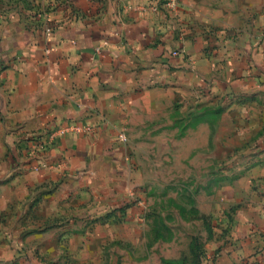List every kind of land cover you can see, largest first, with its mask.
Instances as JSON below:
<instances>
[{
  "label": "crops",
  "instance_id": "crops-1",
  "mask_svg": "<svg viewBox=\"0 0 264 264\" xmlns=\"http://www.w3.org/2000/svg\"><path fill=\"white\" fill-rule=\"evenodd\" d=\"M218 100L215 126L235 139L224 144L256 143L234 186L256 199L236 209L215 264H264V0H0V206L50 195L65 178L123 175L135 132L141 147L160 146L180 109L209 114ZM211 129L207 119L188 127V151ZM46 161L62 165L32 168ZM118 227L98 223L92 239L115 241ZM77 229L59 221L43 237L83 259L90 242Z\"/></svg>",
  "mask_w": 264,
  "mask_h": 264
},
{
  "label": "rangeland",
  "instance_id": "rangeland-1",
  "mask_svg": "<svg viewBox=\"0 0 264 264\" xmlns=\"http://www.w3.org/2000/svg\"><path fill=\"white\" fill-rule=\"evenodd\" d=\"M219 108L223 106L218 100L209 114L180 109L179 131H165L160 146L141 147L140 132H135L131 159L116 168L123 175L112 177L107 168V178H65L48 184L50 195L41 194L22 206H0V264H166L173 259L198 264L195 244L209 264H215L219 247L233 242L237 232L236 209L254 205L256 199L242 185L241 193L234 187L255 165L242 156H251L256 143L226 146L225 141L234 144L235 139L215 126ZM204 119L211 122L210 141L189 152L187 129ZM191 132L195 139L204 136V131ZM59 221L77 224L74 231L83 232L84 244L91 243L88 256L65 258L58 248L65 247L64 242L44 239ZM108 221L119 225L116 240H93L97 224ZM66 245L75 249L78 242L67 240ZM50 246L57 247L51 256Z\"/></svg>",
  "mask_w": 264,
  "mask_h": 264
},
{
  "label": "built area",
  "instance_id": "built-area-1",
  "mask_svg": "<svg viewBox=\"0 0 264 264\" xmlns=\"http://www.w3.org/2000/svg\"><path fill=\"white\" fill-rule=\"evenodd\" d=\"M51 31H52L51 26H48L47 27V32L50 33ZM178 53H179L178 51H174L175 55H177ZM119 137H120L121 140L127 141V137H126V135L123 132H121L119 134ZM61 165H62L61 162H53V163H51V162H47L46 161V162H40V163L36 164L35 166H32V168H34L35 170H40V169H43V168H52V167H58V166H61Z\"/></svg>",
  "mask_w": 264,
  "mask_h": 264
},
{
  "label": "trees",
  "instance_id": "trees-1",
  "mask_svg": "<svg viewBox=\"0 0 264 264\" xmlns=\"http://www.w3.org/2000/svg\"><path fill=\"white\" fill-rule=\"evenodd\" d=\"M194 249V252L197 256V259H198V264H209L208 260L206 259V256L205 255V252L204 251H201V250H198L196 248V244H195V247L193 248ZM166 264H177V260H165L164 261Z\"/></svg>",
  "mask_w": 264,
  "mask_h": 264
}]
</instances>
